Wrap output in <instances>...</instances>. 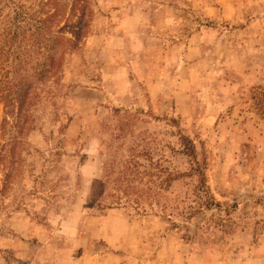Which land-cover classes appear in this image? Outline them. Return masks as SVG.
Returning <instances> with one entry per match:
<instances>
[{"label":"rangeland","instance_id":"374dc122","mask_svg":"<svg viewBox=\"0 0 264 264\" xmlns=\"http://www.w3.org/2000/svg\"><path fill=\"white\" fill-rule=\"evenodd\" d=\"M0 264H264V0H0Z\"/></svg>","mask_w":264,"mask_h":264},{"label":"trees","instance_id":"16d2710c","mask_svg":"<svg viewBox=\"0 0 264 264\" xmlns=\"http://www.w3.org/2000/svg\"><path fill=\"white\" fill-rule=\"evenodd\" d=\"M17 17L16 20H18ZM18 24H16L15 28L12 30L11 37L14 40H17L19 44L15 42L9 47L7 53L8 55H14V58L19 60V63H16V67L13 69V74L18 75L20 77H15L12 79V91L17 87L21 92L17 99H15L18 104V113L22 111V107L24 104V98L28 94L30 90L33 89L32 81L29 78H37L39 80L49 76L57 74L59 70V59L60 56L57 55V48L53 46H42V45H26L22 43L19 39L27 38V33L23 32L20 35ZM37 33L35 31L30 32V37H36ZM24 44V45H22ZM40 58H43V61H40ZM32 68L34 71L29 73V69ZM20 71H24V74H20ZM27 73V75H26ZM13 76V77H14Z\"/></svg>","mask_w":264,"mask_h":264}]
</instances>
